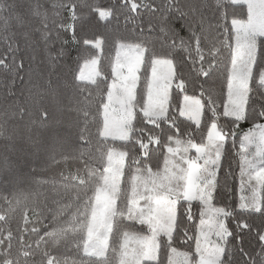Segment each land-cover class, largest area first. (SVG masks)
Instances as JSON below:
<instances>
[{"label":"trees","instance_id":"1","mask_svg":"<svg viewBox=\"0 0 264 264\" xmlns=\"http://www.w3.org/2000/svg\"><path fill=\"white\" fill-rule=\"evenodd\" d=\"M52 2L0 0V61L4 62L0 64V264H120L124 236L148 233L146 227L126 216L134 174L137 170L161 172L176 140L203 146L216 123L209 115L208 98L200 94L195 74H187L186 64L183 77L174 69L175 86L167 117L151 120L143 114L154 61L172 62L175 58L180 66L179 56L173 57L171 46L160 37L161 13L150 9L143 12L144 32L139 31L141 18L134 24L114 20L104 25L93 14L78 35L82 40L87 36L95 43L101 41L99 52L95 43L90 47L60 43L52 14L60 12L66 23L67 10L53 9ZM67 2L79 5L81 0ZM151 2L163 8L165 0ZM88 4L89 11L95 6L131 15L120 0H88ZM45 10L47 29L43 26ZM76 11L85 9L77 7ZM234 11L238 20L248 19L245 5H238ZM150 22L157 28L152 33L147 32ZM45 31L53 33L46 41L42 39ZM60 36L65 38L66 33ZM121 44L142 47L145 58L130 139L114 141L102 137L103 108ZM61 47L66 55L54 61L53 69L46 53H58ZM95 58H99L98 80L80 81L81 68ZM20 60L24 61L23 69L18 67ZM185 96L201 98L200 125L180 116ZM42 111L48 112L47 120ZM112 150L126 154L125 170L108 253L97 258L85 254V243L94 199ZM254 243L255 238L249 234V251L255 250Z\"/></svg>","mask_w":264,"mask_h":264},{"label":"snow or ice","instance_id":"2","mask_svg":"<svg viewBox=\"0 0 264 264\" xmlns=\"http://www.w3.org/2000/svg\"><path fill=\"white\" fill-rule=\"evenodd\" d=\"M120 4L130 16L112 8L94 6L89 11L88 0L79 5L53 0V9L67 10L66 23L60 12L52 14L57 39L65 46L90 47L95 41L87 36L82 40L78 31L93 14L104 25L114 20L134 24L141 18L139 31L144 32L143 12L161 13L160 37L171 46L170 54L179 56L180 66L173 58V67L181 77L185 64L187 74H195L222 137L205 145L203 155L197 157L194 195L176 201L174 216L164 220L163 231L158 230L150 264H264V35L237 29L236 0H165L163 8L151 0H120ZM77 7L85 11L77 13ZM44 20L47 29L46 10ZM156 30L150 22L147 32ZM61 33L66 37L61 38ZM52 35L45 31L42 39ZM46 55L54 69V61L66 53L61 47L58 53ZM18 67L24 68L23 60ZM47 83L51 85V80ZM41 115L48 119V112ZM249 234L255 238L254 251L246 247Z\"/></svg>","mask_w":264,"mask_h":264},{"label":"rangeland","instance_id":"3","mask_svg":"<svg viewBox=\"0 0 264 264\" xmlns=\"http://www.w3.org/2000/svg\"><path fill=\"white\" fill-rule=\"evenodd\" d=\"M236 4L245 5L249 13L247 20L236 21L237 29H243L245 34L251 32L253 35H264V0H236ZM94 46L101 52V41ZM144 58L145 50L142 47L126 44L118 46L113 82L103 108L102 137L104 139L114 141L130 139ZM99 76V58H95L83 65L78 79L85 83H95ZM174 80L175 71L172 62L155 60L145 107L142 110L146 118L159 120L167 117L171 90L175 86ZM180 116L200 125L203 117L201 98L185 96L181 104ZM221 139L217 124H214L203 146L176 140L173 149L168 151L161 172L137 170L132 178L130 204L126 216L131 222L146 227L148 233L124 236L120 264H145L155 259L156 236L158 230H164V220L174 216L178 199L194 195L199 176L197 157L203 155L205 145ZM125 161L126 154L121 150H112L108 154L102 184L97 190L87 229L86 255L104 258L108 253L114 218L117 215L118 194L121 190Z\"/></svg>","mask_w":264,"mask_h":264}]
</instances>
